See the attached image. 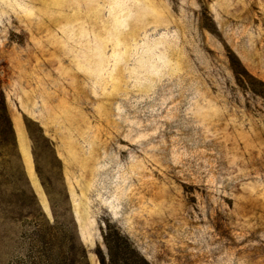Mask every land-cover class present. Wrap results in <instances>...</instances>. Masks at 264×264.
Instances as JSON below:
<instances>
[{
	"label": "rangeland",
	"instance_id": "374dc122",
	"mask_svg": "<svg viewBox=\"0 0 264 264\" xmlns=\"http://www.w3.org/2000/svg\"><path fill=\"white\" fill-rule=\"evenodd\" d=\"M108 224L264 264V0H0V264H101Z\"/></svg>",
	"mask_w": 264,
	"mask_h": 264
},
{
	"label": "trees",
	"instance_id": "16d2710c",
	"mask_svg": "<svg viewBox=\"0 0 264 264\" xmlns=\"http://www.w3.org/2000/svg\"><path fill=\"white\" fill-rule=\"evenodd\" d=\"M103 240L105 251H100L101 253H99L101 264H152L134 246L130 238L115 225H106ZM63 244L67 248L66 243L64 242ZM49 247L52 248L50 245ZM35 259L32 261L33 264L37 262ZM39 262L42 264V261ZM43 264H61V260L57 255H49Z\"/></svg>",
	"mask_w": 264,
	"mask_h": 264
},
{
	"label": "crops",
	"instance_id": "0c3cea01",
	"mask_svg": "<svg viewBox=\"0 0 264 264\" xmlns=\"http://www.w3.org/2000/svg\"><path fill=\"white\" fill-rule=\"evenodd\" d=\"M14 125H15L16 132H17L18 142L21 146L23 145V148L27 154V157H29V150H28L29 136L27 133V129L20 117H16L14 119Z\"/></svg>",
	"mask_w": 264,
	"mask_h": 264
}]
</instances>
